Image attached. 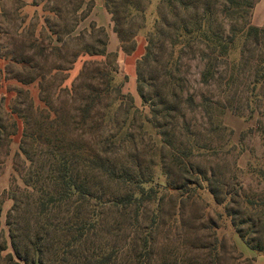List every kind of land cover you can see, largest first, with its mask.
I'll list each match as a JSON object with an SVG mask.
<instances>
[{
  "label": "trees",
  "instance_id": "16d2710c",
  "mask_svg": "<svg viewBox=\"0 0 264 264\" xmlns=\"http://www.w3.org/2000/svg\"><path fill=\"white\" fill-rule=\"evenodd\" d=\"M257 1H160L163 13L155 17L136 67L137 91L149 108L148 114L134 105L130 93L113 84L110 72L94 71L97 61L91 57L114 55L108 52L106 40L100 41L99 49L89 46L83 54H73L66 71L80 56L89 58L70 85H64L68 76L62 81L64 87L59 85L54 91L45 85L44 74L33 78L39 81L43 105L27 94L29 102L22 109L11 107L6 123L0 118V153L7 142L4 156L8 142L21 127L14 156L16 174L0 197V264H193L197 253L194 256L188 251L187 261H180L179 255L171 260L155 254L150 226L157 223L166 197L178 200L174 214L181 215L184 202L202 199V192L223 206L250 248L264 253L258 238L264 233L257 235L264 229V196L255 199L242 188L220 182L208 169L199 171L193 163L196 171L191 172L183 156L199 162L194 156L198 146L171 147L167 143V137L179 131L187 111L200 113L210 131H219L225 128L221 118L228 108L243 115L235 102L243 104L244 116L249 119L264 106V25L256 26L251 20ZM97 30L106 35L104 27ZM119 30L116 18L120 50L126 51V38ZM153 33L159 37L160 47L169 49L165 61L157 59V71L163 73L158 72L155 78L145 72L156 56ZM135 47L127 55L135 53ZM237 48L239 58L233 59ZM53 49L60 48L53 45ZM184 57L202 63L199 91L186 99L179 67ZM60 66L55 69H62ZM17 80L32 82L21 77ZM159 81V90L152 95L150 88ZM242 87L243 93L239 91ZM52 93H56L57 103L51 100ZM61 96L66 100L61 101ZM114 103L116 112H112ZM137 117L140 134L150 125L159 137L160 153L167 148L168 163H153V155L149 161L147 156L139 159ZM254 128L264 140L262 120L249 131ZM149 163L161 166L164 183L153 184V170L143 169ZM260 170L264 177V167ZM5 198L12 201L5 217L6 229L1 225ZM215 238V243L205 247L210 251L203 264H217L220 259Z\"/></svg>",
  "mask_w": 264,
  "mask_h": 264
},
{
  "label": "rangeland",
  "instance_id": "374dc122",
  "mask_svg": "<svg viewBox=\"0 0 264 264\" xmlns=\"http://www.w3.org/2000/svg\"><path fill=\"white\" fill-rule=\"evenodd\" d=\"M160 1L100 0V3H97L95 0H0V118L6 123L9 120L11 107L22 109L24 103L29 102L27 94L36 104L43 105L40 101L39 81L33 79L39 74L46 76L45 85L54 91L59 85L61 88L64 87L62 81L68 76L64 85H70L78 75L83 61L89 58L87 55L80 56L72 69L66 71L64 68L71 67L73 54L77 52L83 54L81 51L89 46L99 49L100 41L103 40L107 41L108 52L114 55L91 57L97 61L94 71L101 69L110 72L114 78L113 84L120 85L124 93H130L134 105L144 112L143 114H148L149 108L143 105L137 91L136 67L137 61L145 52L146 35L152 33L155 17L163 13L161 11L164 9ZM98 5L102 9L101 14L106 11V16L109 18L107 26H102L95 20L100 16L97 12ZM86 13H89L87 17ZM116 18L119 21L120 34L126 38L123 43L126 51L120 50V39L110 38L112 34L117 35ZM98 26L104 27L106 35L99 33ZM153 36L156 39V56L145 68V72L148 77L155 78L158 72L163 73L157 71L159 69L157 59L160 62L163 59L165 61L169 49L160 47L159 37L156 34ZM53 45L60 49H53ZM135 45L138 48L135 53L127 55L133 52L132 48ZM232 58H239V48L233 51ZM59 64L63 68L56 70L55 67ZM179 64L182 79L180 85L184 88V99H186L190 94L199 91L198 79L202 63L196 58L189 60L184 57ZM53 73L55 75H52ZM18 77L33 80L23 84L22 81L17 80ZM159 83L160 81L152 84L155 85L150 88L153 90L152 95L159 90ZM239 91L243 93L244 87ZM51 95V100L57 103L56 93ZM60 100L66 98L61 96ZM233 100V93H230V101ZM235 104L234 107L239 111L241 109L243 115H238L228 108L221 118L225 128L219 131H210V124L200 113L187 111L184 121L180 120L179 131L175 135L168 136L167 143L171 147L172 145L186 148L188 145L198 146L194 156L199 162H191L190 157L183 156L191 172H195L196 168H192L190 163L196 164L199 171L208 169L209 174L214 173L215 178L220 182L242 188L255 199L263 198L264 177L260 169L264 167V140L256 128L251 132L249 130L257 120H262L264 124V106L257 108L254 118L249 119L244 116L246 112L241 106L243 104L236 102ZM116 107L114 103L112 112H116ZM119 119L122 120V117ZM139 121L141 120L137 117L134 124L135 134L139 133L137 136L139 159L144 160L143 157L147 156L149 161L150 155H153V163L159 160L168 163L170 157L167 148L160 153L159 137L155 135L150 125L148 130L142 129L140 134L137 129ZM20 135L21 127L18 134L13 136L12 142H8V154L5 156L4 149L7 147V142L2 146L0 197L9 187L12 176L16 174L14 156L18 150ZM140 152L143 154L141 155ZM160 168L159 164L151 165V163L143 166L147 172L153 170L154 185L166 181ZM160 191L167 193L165 189ZM169 198H165L160 213H157L160 214L157 223H152L153 225L150 226L151 237L156 246L155 254L158 252L161 256L167 255V259L171 260L174 259L173 255H179V260L185 261L188 259L189 251L194 256L197 253L196 259L192 260L193 264H203L204 259L207 258V251H210L205 247L215 243L217 236L220 255L217 264H264V253L256 252L245 243L232 226L231 218L223 206L217 205L212 195L202 192V199L196 202L191 199L185 201L181 215L174 214L176 208H179L178 200ZM11 203L10 199L5 198L1 219L4 229H6L5 217ZM262 233L264 229L257 235ZM258 238L262 240L261 245L264 247V234ZM139 243L138 241V245Z\"/></svg>",
  "mask_w": 264,
  "mask_h": 264
},
{
  "label": "crops",
  "instance_id": "0c3cea01",
  "mask_svg": "<svg viewBox=\"0 0 264 264\" xmlns=\"http://www.w3.org/2000/svg\"><path fill=\"white\" fill-rule=\"evenodd\" d=\"M97 3H100V0H95ZM97 12H102L101 7L98 5ZM95 10V9H94ZM95 12V11H94ZM95 20L98 22V24L102 26H107L109 24V18L106 16V11L104 14L100 13L99 17H96ZM252 23L256 26H263L264 25V0H258L256 4L254 5V8L252 10V16H251ZM111 39H118L117 35L114 34L110 35Z\"/></svg>",
  "mask_w": 264,
  "mask_h": 264
}]
</instances>
